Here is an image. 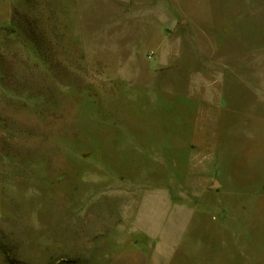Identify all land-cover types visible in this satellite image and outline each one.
Masks as SVG:
<instances>
[{
    "label": "rangeland",
    "instance_id": "1",
    "mask_svg": "<svg viewBox=\"0 0 264 264\" xmlns=\"http://www.w3.org/2000/svg\"><path fill=\"white\" fill-rule=\"evenodd\" d=\"M0 264H264V0H0Z\"/></svg>",
    "mask_w": 264,
    "mask_h": 264
}]
</instances>
